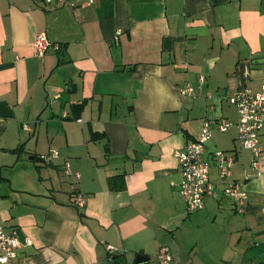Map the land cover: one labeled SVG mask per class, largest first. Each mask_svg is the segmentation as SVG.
Here are the masks:
<instances>
[{"label": "crops", "instance_id": "0c3cea01", "mask_svg": "<svg viewBox=\"0 0 264 264\" xmlns=\"http://www.w3.org/2000/svg\"><path fill=\"white\" fill-rule=\"evenodd\" d=\"M42 33L51 46L39 57ZM187 84L197 96L183 95ZM245 88L264 92V0H95L76 10L0 0V159L19 162L25 143L35 158L59 153L56 169L17 164L29 178L0 168L16 264H163L165 246L170 264H264V151L257 172L224 99ZM222 119L234 126L204 142L217 196L190 212L174 152ZM218 150L235 159L226 182ZM227 183L248 193L243 212ZM141 252L148 261L136 263Z\"/></svg>", "mask_w": 264, "mask_h": 264}, {"label": "built area", "instance_id": "2783aa9c", "mask_svg": "<svg viewBox=\"0 0 264 264\" xmlns=\"http://www.w3.org/2000/svg\"><path fill=\"white\" fill-rule=\"evenodd\" d=\"M46 5L54 7H69L76 10L80 7L90 6L95 0H41ZM121 31L117 32V38ZM51 43L46 33L39 34L36 38L35 53L43 57L49 50ZM204 81V76L200 77ZM183 95L186 97H195L196 92L191 84H187L183 89ZM212 99V94L207 95ZM225 101L233 106L238 113V141L242 147L250 151L252 155L251 168L257 172L260 170L261 159L263 156V147L261 145V135L264 130V92L255 93L245 88L225 96ZM234 123L222 119L217 122L205 121L202 127L200 137L195 141L187 142L181 149L174 152L178 162L181 183L180 193L190 212L200 211L205 208V198L209 195L216 197L215 186L211 181L212 162L206 158L205 141L212 138L214 133L227 132ZM36 127V125H35ZM35 127L31 124H23V129L29 134L35 132ZM59 153L52 150L49 155L42 156L46 161L55 160ZM212 157L219 170L221 181L226 182L232 176V170L235 165L234 156L224 151L218 150L212 153ZM65 171L70 174V166L66 165ZM79 178V174L76 175ZM223 194L232 199L239 212H243L247 205L248 193L238 183H227L223 189ZM73 206L80 210L85 208L87 203L86 196L77 192L72 195ZM21 242L15 234L6 231L3 215L0 211V264H16ZM110 253H114L112 246H107ZM157 260L163 264H170L173 256L169 247H163L157 254Z\"/></svg>", "mask_w": 264, "mask_h": 264}, {"label": "rangeland", "instance_id": "374dc122", "mask_svg": "<svg viewBox=\"0 0 264 264\" xmlns=\"http://www.w3.org/2000/svg\"><path fill=\"white\" fill-rule=\"evenodd\" d=\"M49 101H50V104L53 105L54 99H52V97L49 98ZM50 112H51V108L47 109V112H46L45 115H47L48 113L50 114ZM42 119H43V117H42ZM31 156H34V155L32 153H30L28 143H25L24 150L22 151V157H21L19 162H17V156H16L15 161L13 162L12 165H8V163L6 165H3L2 160L0 159V168H2V171H3L2 172V178L3 177L5 178L7 175H11V174L22 175V177H24V178L25 177L29 178L30 176H32V174L28 173V171H23V170H18L17 171L16 170V165L17 164H18L17 165L18 168L20 166H22V165L25 168V166L23 164L24 162H26L25 159H27V161L32 163L31 160H30ZM6 169H7L8 173L5 172Z\"/></svg>", "mask_w": 264, "mask_h": 264}, {"label": "water", "instance_id": "95a60500", "mask_svg": "<svg viewBox=\"0 0 264 264\" xmlns=\"http://www.w3.org/2000/svg\"><path fill=\"white\" fill-rule=\"evenodd\" d=\"M24 149V146L21 147V151ZM30 160H35L37 163H42L45 164L47 168L50 169H56V164L54 163V160H48L46 161L44 158L42 157H37L35 158L34 156L30 157ZM148 261V257H146L145 255H143V252H141V255H139L136 259V263H143Z\"/></svg>", "mask_w": 264, "mask_h": 264}, {"label": "trees", "instance_id": "16d2710c", "mask_svg": "<svg viewBox=\"0 0 264 264\" xmlns=\"http://www.w3.org/2000/svg\"><path fill=\"white\" fill-rule=\"evenodd\" d=\"M100 136H101V135H96L95 137L97 138V137H100ZM111 181H112V179H111ZM114 261H115V259H114ZM115 264H125V263H122V261H119V262L116 261Z\"/></svg>", "mask_w": 264, "mask_h": 264}]
</instances>
